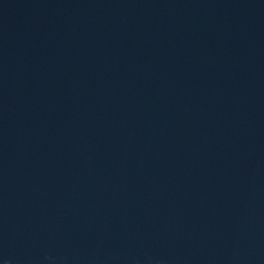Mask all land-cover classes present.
I'll return each instance as SVG.
<instances>
[{"label": "water", "instance_id": "95a60500", "mask_svg": "<svg viewBox=\"0 0 264 264\" xmlns=\"http://www.w3.org/2000/svg\"><path fill=\"white\" fill-rule=\"evenodd\" d=\"M0 264H264V0H0Z\"/></svg>", "mask_w": 264, "mask_h": 264}]
</instances>
